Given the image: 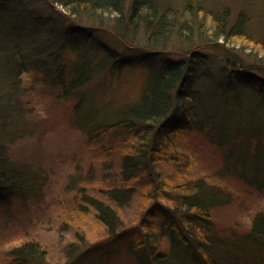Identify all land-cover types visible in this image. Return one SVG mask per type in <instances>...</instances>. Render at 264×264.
Segmentation results:
<instances>
[{
    "label": "trees",
    "instance_id": "1",
    "mask_svg": "<svg viewBox=\"0 0 264 264\" xmlns=\"http://www.w3.org/2000/svg\"><path fill=\"white\" fill-rule=\"evenodd\" d=\"M45 1L64 19L59 43L39 37L43 20L29 8L28 0H0V23L11 14L22 17L24 22L23 26L12 25L7 34L1 33L15 36L10 38L14 63L0 64V204L24 202L39 189H35L38 183L31 177L33 173H27L10 156L11 144L22 133L13 127L23 118L18 112L25 94L23 76L36 69L44 81L59 88L60 97H75L74 106L78 109L85 97L84 88L95 72L107 67L114 70L117 64L133 65L134 59L122 57L101 42L97 48L104 56L95 61L87 56L68 62L65 57L66 50L84 55L79 51L91 43L93 34L89 30L110 15L120 32L142 30L152 45L136 60L145 68L137 95L117 102V112L105 111L104 119L92 123L91 129L84 132L89 145L100 139V133L109 136L105 146L100 147L101 153L119 166V174L117 180L103 188L98 185L102 196L82 188L79 208H86L87 202L107 228V236L80 250L74 242L69 243V257L76 250L78 253L66 264H103L122 251L130 264H264V209L254 215L248 231L224 237L213 217V209L226 203L223 191L204 178L168 186L156 168V164L167 159L164 152L167 154L165 146L170 137L184 128L177 120L170 125L168 117L177 102L189 99L188 118H193L194 108L205 113L204 118L198 119L197 129L211 127L214 142L230 146L225 154L226 169L235 170L244 181L263 190L264 175L255 164L264 158V69L247 67L237 57L228 55L220 70L223 79H219L202 66L206 56L197 49L170 54L162 62L163 67H155L152 58L161 60V54L168 52L159 49L158 44L175 34L189 35L194 27L202 30L203 21L198 18L201 13L205 15V9L194 13V7H188L189 18L193 19L189 21L181 10L159 0ZM247 20L243 11L235 17L229 9L215 13V41L244 37ZM80 32H86L87 38L78 45L74 35ZM27 34H35L38 47L25 46L27 41L35 42ZM116 36L122 39L121 35ZM115 100L106 109L114 108ZM219 112L223 113L222 118ZM116 149L117 155L111 157ZM144 169L150 174L143 180L153 182L154 193H147L138 179ZM136 195L143 206L141 216L126 224L120 211ZM75 237L82 240L80 245L86 243L81 234L76 233ZM46 251L37 240L24 241L9 251V258L11 264H47Z\"/></svg>",
    "mask_w": 264,
    "mask_h": 264
},
{
    "label": "rangeland",
    "instance_id": "2",
    "mask_svg": "<svg viewBox=\"0 0 264 264\" xmlns=\"http://www.w3.org/2000/svg\"><path fill=\"white\" fill-rule=\"evenodd\" d=\"M159 1L165 6L171 5L175 10H181L189 21L193 19L189 18L188 7H194V13L205 9V15L201 13L198 18L203 21L202 30L194 27L189 35L175 34L167 42L158 44L159 49L168 52L161 54V60L152 58L155 67H163L162 62L170 54L197 49L206 56L202 66L215 73L219 79H223L220 70L224 68L228 55L237 57L247 67L259 66L264 69V0ZM28 2L29 8L43 20L39 37L59 43L65 26L64 19L45 0ZM223 9H229L234 17L240 11L247 14L248 23L244 37L219 38L215 41L213 31L217 25L213 17ZM7 18V21L0 23V64L12 65L14 57L10 51V38L15 35L10 33L3 36L1 33L7 34L12 25L23 26L24 22L22 17L15 18L12 14ZM104 18V21L95 22L94 29L89 30L93 34L91 43L79 51L84 55L66 50L67 61L87 56L95 61L98 56H104V52L97 48L101 42L122 57L134 59V66L125 63L117 64L114 70L110 67L100 68L84 88L85 97L78 109L74 106L75 97H60L59 88L44 81L36 69L23 76L21 85L25 94L18 107V112L23 118L13 127L14 130L20 129L22 133H19L11 144L10 156L25 168L27 173H33L30 176L38 183L35 189H39L24 202L14 200L9 204H0V264H11L9 251L24 241L32 240L39 241L47 250V264H66L77 257L76 251L107 236V228L97 219L90 205L86 202L87 207L80 209L79 204L82 188L83 191L86 188L89 192L102 196L98 187L103 188L111 180H117L119 166L113 164L110 156L101 153L102 147L105 146L103 144L109 140L106 133H100V139L89 145L86 143L84 132L91 129L92 123L103 120L105 111L110 109L107 114L117 112V102H124V98L137 95L145 68L139 63L136 64V60L152 44H148L146 34L142 30L120 32L110 15ZM102 26L106 28L102 29ZM114 32L121 35L122 39ZM27 35L29 38L35 37V34ZM74 36L79 45L81 41L86 40L87 33L80 32ZM31 45L38 47L36 41H27L25 44L27 47ZM109 65L111 66V61ZM118 98L119 101L115 100ZM114 100L117 103L114 108L106 109ZM188 102L189 99L177 102L168 117L170 125L172 120H177L184 128L179 134L170 137L168 146H165L167 154H164L167 159L156 164L160 179L168 186L199 178L216 185L223 191L226 200L225 204L213 209L216 227L228 238L241 232L245 233L249 230L254 215L264 209V189L259 190L247 183L235 170L226 169L225 154L230 146L216 144L212 139L211 127L197 129V121L204 118L205 113H198L194 108L193 118H188ZM218 114L223 117L222 112ZM96 147L99 148L98 151H95ZM116 155L117 149L111 157ZM255 165L264 175V158L258 160ZM240 166L247 170L243 163ZM149 174L150 172L144 169L138 179L147 193H154L156 189L153 182L147 183L143 180ZM151 200L156 202L154 198ZM131 201L120 211L126 224L137 221L143 210L139 195L134 196ZM76 233L81 234L86 242L84 245L79 243L82 240L77 241ZM71 242H74L78 250L69 257L67 245ZM123 253L122 251L113 255L103 264H130ZM239 264L252 263L241 261Z\"/></svg>",
    "mask_w": 264,
    "mask_h": 264
}]
</instances>
